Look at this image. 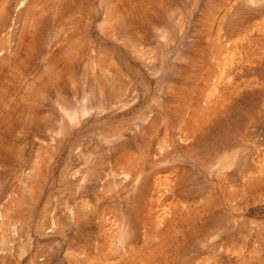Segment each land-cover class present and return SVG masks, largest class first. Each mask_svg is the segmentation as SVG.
Wrapping results in <instances>:
<instances>
[{
    "label": "rangeland",
    "instance_id": "obj_1",
    "mask_svg": "<svg viewBox=\"0 0 264 264\" xmlns=\"http://www.w3.org/2000/svg\"><path fill=\"white\" fill-rule=\"evenodd\" d=\"M0 264H264V0H0Z\"/></svg>",
    "mask_w": 264,
    "mask_h": 264
},
{
    "label": "bare ground",
    "instance_id": "obj_2",
    "mask_svg": "<svg viewBox=\"0 0 264 264\" xmlns=\"http://www.w3.org/2000/svg\"><path fill=\"white\" fill-rule=\"evenodd\" d=\"M130 7V6H129ZM131 8V7H130Z\"/></svg>",
    "mask_w": 264,
    "mask_h": 264
}]
</instances>
